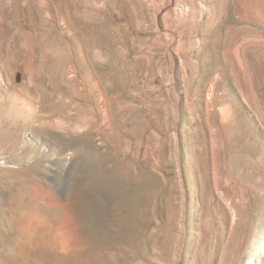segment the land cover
<instances>
[{
  "label": "rangeland",
  "instance_id": "1",
  "mask_svg": "<svg viewBox=\"0 0 264 264\" xmlns=\"http://www.w3.org/2000/svg\"><path fill=\"white\" fill-rule=\"evenodd\" d=\"M0 264H264V0H0Z\"/></svg>",
  "mask_w": 264,
  "mask_h": 264
}]
</instances>
